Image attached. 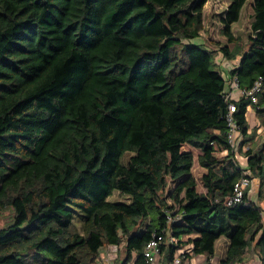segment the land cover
Returning <instances> with one entry per match:
<instances>
[{"label":"trees","instance_id":"1","mask_svg":"<svg viewBox=\"0 0 264 264\" xmlns=\"http://www.w3.org/2000/svg\"><path fill=\"white\" fill-rule=\"evenodd\" d=\"M207 2L0 0V214H14L0 264H109L113 248L118 264H148L147 245L169 233L166 264L189 245L210 261L222 237V264L249 250L264 264V208L250 192L261 178L264 201V140L235 159L225 98V74L244 90L262 79L257 104L234 94L251 142L249 107L264 128V0L245 49L233 26L248 0L217 17L219 49L199 41ZM243 178L244 202L230 205ZM115 192L130 202H110Z\"/></svg>","mask_w":264,"mask_h":264},{"label":"rangeland","instance_id":"2","mask_svg":"<svg viewBox=\"0 0 264 264\" xmlns=\"http://www.w3.org/2000/svg\"><path fill=\"white\" fill-rule=\"evenodd\" d=\"M229 4H230L229 0H208L205 6V9H204L205 31L203 32L201 38L199 39L200 42L205 43V47L209 49H219V45H225L227 43L226 38L221 33L222 26L219 23L217 17L227 10ZM253 5H254V0H248V2L246 3L242 11L239 22L233 26V33L235 37L238 39V42L242 49H245V47L248 45V37L251 33V23L253 21V15H254ZM222 58L224 59V57L223 56L221 57L220 54L216 56L217 61L221 60L223 62L224 60ZM220 67L222 68V70H225V68H223L222 66ZM220 67L218 66V69H221ZM250 127L251 128L249 131V135L251 138L254 135L253 140L249 142L250 144L244 143L243 142L244 137L241 136V149L244 148V150L242 151L243 155H246V152L249 150L250 147H252L253 150H257L263 141L264 128L260 125L257 117L253 115L250 118ZM196 175H198V173H196ZM250 177H252V174H250ZM260 179L261 178L253 177V179L251 180L250 192H251V196L255 197L257 202H259L258 203L259 206L264 208V201H259V199L257 198V192L261 184ZM109 201L110 202H124V203L130 202L128 196L121 195L118 192H115L109 198ZM13 217H14V214L11 209H8L7 211L1 213L0 214V226L5 227L7 224L11 223L13 220ZM74 223L77 228H81V221L78 216H76ZM118 256H120V258L124 257L123 249L121 250L118 248H113L106 253L105 261L109 264H118L116 261V259H118ZM134 261H135V258L132 260L131 263L135 264ZM164 262L166 264V261ZM153 264H156V263H153Z\"/></svg>","mask_w":264,"mask_h":264},{"label":"built area","instance_id":"3","mask_svg":"<svg viewBox=\"0 0 264 264\" xmlns=\"http://www.w3.org/2000/svg\"><path fill=\"white\" fill-rule=\"evenodd\" d=\"M234 68L233 66H231ZM227 84L229 85V88L227 89V94L225 96L226 100L229 101L228 106V113L226 115V122L228 127V135H227V141L229 143L231 152L234 153L235 159L239 160V149L241 148V131L239 129V126L236 122L235 113L238 111V106L236 105L235 100L237 99L235 97V93H239V98L237 100H241V98H244L251 102V105L257 104L260 94L263 91V82L262 79L259 78L251 89L244 90L241 89L238 77L235 76H227L226 77ZM253 109L248 108L247 116H250ZM244 148H242V151ZM247 159L246 157L244 158ZM240 161V160H239ZM250 181L247 178L241 179L238 183H236L233 191V195L229 200L230 205H237L241 204L244 201V194L246 189L249 187ZM180 220V219H179ZM170 221H172L170 219ZM170 235V233H169ZM166 234L162 235H156L154 236L153 240L147 245L145 249V258L147 260L148 264L158 263L159 259L161 257V246L165 245L167 243L177 246L178 241L176 238L171 237ZM169 236V237H168ZM184 254H186V249H179L177 250L176 254L174 255L172 261L170 264H187V259L184 257ZM256 264H259L258 261H255Z\"/></svg>","mask_w":264,"mask_h":264},{"label":"crops","instance_id":"4","mask_svg":"<svg viewBox=\"0 0 264 264\" xmlns=\"http://www.w3.org/2000/svg\"><path fill=\"white\" fill-rule=\"evenodd\" d=\"M226 64H228V66H231V63H226L225 62V63L221 64L222 67L225 68L224 71L227 70ZM227 76L228 75L226 74L225 77H227ZM252 115L255 116V112L254 111H252V113L250 114V116L248 118L249 119L248 120L249 124H250V118L252 117ZM263 140H264V137H263ZM243 147H244V145H243ZM238 155H239L240 163H242L241 161L245 160L244 159L245 155L242 154V149L241 148L239 149ZM199 172L202 174V170L199 171ZM201 192H204V189H201ZM251 199L254 200V201L256 200L255 197H252V196H251ZM228 246H229L228 239H226L224 237L220 238L216 242L215 255L210 261H208L204 256H192V252H191L192 246L191 245L186 246L185 247L186 254L189 253L191 255V257H189V259H187L186 263L187 264H222V262L224 261L225 256H226V252H227ZM158 264H165L164 255L161 256L160 261L158 262ZM240 264H256V262L254 260H252V253H251L250 250H249V254L247 255L246 259L243 262H241Z\"/></svg>","mask_w":264,"mask_h":264}]
</instances>
